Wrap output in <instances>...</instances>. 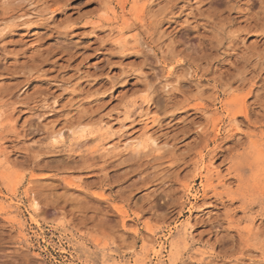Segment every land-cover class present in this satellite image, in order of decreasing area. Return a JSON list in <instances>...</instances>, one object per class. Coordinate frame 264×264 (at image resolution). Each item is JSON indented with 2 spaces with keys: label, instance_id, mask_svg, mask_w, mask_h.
<instances>
[{
  "label": "rangeland",
  "instance_id": "1",
  "mask_svg": "<svg viewBox=\"0 0 264 264\" xmlns=\"http://www.w3.org/2000/svg\"><path fill=\"white\" fill-rule=\"evenodd\" d=\"M0 264H264V0H0Z\"/></svg>",
  "mask_w": 264,
  "mask_h": 264
},
{
  "label": "bare ground",
  "instance_id": "2",
  "mask_svg": "<svg viewBox=\"0 0 264 264\" xmlns=\"http://www.w3.org/2000/svg\"><path fill=\"white\" fill-rule=\"evenodd\" d=\"M124 41H125V40H124ZM119 43H120V42H119ZM141 118H142V117H141ZM125 127H126V126H125ZM82 130H83V129H82V126H81V128L78 130V133H79V131L82 132ZM82 133H83V132H82ZM146 133H147V132H146ZM51 135H53V134H51ZM54 135H55V134H54ZM54 135H53V136H54ZM56 135H57V133H56ZM59 135H60V134H59ZM73 135H74V134H73ZM75 135H76V134H75ZM53 136H52V137H53ZM79 136H80V135H79ZM149 137H150V136H149ZM59 138H60V136H59ZM52 139L55 141V138H54V137H53ZM146 139H148V137H147ZM148 141H149V145H151V144L153 143L152 141H150V139H148ZM127 142H128V141H127ZM82 143H83V142H82ZM125 144H127V143H125ZM128 144H129V143H128ZM132 144H133V143H132ZM124 146H126V145H124ZM146 146H148V144L146 145V144H144V142H141V141H140V142H136V141H135V143L133 144V147L136 148V149H137V148H140V147H146ZM76 147H77V144H76ZM108 147H109V146H108ZM108 147H106V149H105L106 151L109 150ZM117 147H118V146H117ZM117 147H115V149L120 148V147H118V148H117ZM122 147H123V146H122ZM110 148H111V146H110ZM113 148H114V147H113ZM121 149H123V148H121ZM35 204H36V203H35ZM35 204H34V210H37V206H36L37 204H36V205H35ZM154 252H155V251H154ZM154 254H155V256L158 258L159 255H160V250H159L158 252H155Z\"/></svg>",
  "mask_w": 264,
  "mask_h": 264
}]
</instances>
